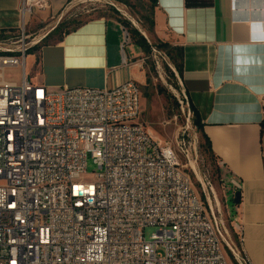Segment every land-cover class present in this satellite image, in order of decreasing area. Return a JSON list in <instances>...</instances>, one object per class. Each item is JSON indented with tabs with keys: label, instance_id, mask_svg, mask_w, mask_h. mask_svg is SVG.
I'll list each match as a JSON object with an SVG mask.
<instances>
[{
	"label": "built area",
	"instance_id": "built-area-1",
	"mask_svg": "<svg viewBox=\"0 0 264 264\" xmlns=\"http://www.w3.org/2000/svg\"><path fill=\"white\" fill-rule=\"evenodd\" d=\"M45 7L20 0L21 28ZM33 45L0 38V264H230L174 149L140 121L139 83L33 84Z\"/></svg>",
	"mask_w": 264,
	"mask_h": 264
},
{
	"label": "crops",
	"instance_id": "crops-1",
	"mask_svg": "<svg viewBox=\"0 0 264 264\" xmlns=\"http://www.w3.org/2000/svg\"><path fill=\"white\" fill-rule=\"evenodd\" d=\"M67 1L51 0L52 13ZM19 7L20 0H0V29L21 25ZM151 16L154 34L182 48L180 82L225 171L240 254L264 264V0H156ZM125 29L112 17L88 19L31 54L30 82L49 89L143 83V51L133 41L121 48Z\"/></svg>",
	"mask_w": 264,
	"mask_h": 264
},
{
	"label": "rangeland",
	"instance_id": "rangeland-1",
	"mask_svg": "<svg viewBox=\"0 0 264 264\" xmlns=\"http://www.w3.org/2000/svg\"><path fill=\"white\" fill-rule=\"evenodd\" d=\"M47 2L48 7L35 8L30 17H26L23 28L19 26L10 33L22 38L27 45L32 41L38 44L58 25L59 31H63L79 21L102 16L125 20L129 41H133L131 29H137L146 39L149 50L140 56V70L144 72V81L139 84L140 121L159 142L174 149L217 227L230 264H239L235 256L240 258L241 254L229 214L232 204L225 171L201 146L203 140L192 123V113L183 95L178 72L171 58L160 48L161 40L154 34L150 3L147 0H68L62 9L52 13L51 0ZM59 13H63V18L59 19ZM57 34H53L52 38ZM35 51L28 50L26 58V71L31 77L35 76L36 67H33L31 56ZM17 72V69H10L6 71V76L17 79ZM97 170L91 158H88L86 178H91ZM155 230V227H146L145 237L148 238Z\"/></svg>",
	"mask_w": 264,
	"mask_h": 264
},
{
	"label": "trees",
	"instance_id": "trees-1",
	"mask_svg": "<svg viewBox=\"0 0 264 264\" xmlns=\"http://www.w3.org/2000/svg\"><path fill=\"white\" fill-rule=\"evenodd\" d=\"M116 1H123V0H116ZM148 2L150 3V9H151V15H152L153 6L155 5L156 0H148ZM87 20L79 21L74 26L70 27L67 30H63V31H59V28H60L59 25L56 26L52 31H50L48 34H46L40 40V42L38 44H35V45L31 46L29 48V50H31V49H35L36 50V49L40 48L43 45H47V44H51V43L59 41L66 32H69L70 30H73V29L77 28L79 25H81L83 22H85ZM120 22L123 24L124 27L126 26L125 24H127V22L125 20L120 21ZM151 25L153 26V20L152 19H151ZM15 30H17V29H13V28L0 29V38H2L4 32H6V31L12 32V31H15ZM131 33H132V37H133V42L137 46H139L142 49L143 52H146L147 50H149V46H148V43H147L146 39L137 31V29H131ZM53 34H57L55 38H52ZM159 46H160L161 49L165 50L167 56H169L171 58L172 63L174 64V66H175V68H176V70L178 72L179 78H180L181 74H182V48L178 47V46L171 45L170 43H168L166 41H160L159 42ZM185 94H186V92H185ZM185 99L187 100L188 108H189V110L192 113V123L196 127L198 132L200 133V136H201V138L203 140L201 146L204 147V149L207 152V155H209V157L215 159V155H214V153H213V151L211 149L210 141L207 138V136L202 133L203 124H202V122H201V120L199 118L198 112L192 106V104L189 102L187 97H185ZM232 200H233V198H232ZM241 259H242L244 264H248L246 262L245 258H243L242 256H241Z\"/></svg>",
	"mask_w": 264,
	"mask_h": 264
},
{
	"label": "water",
	"instance_id": "water-1",
	"mask_svg": "<svg viewBox=\"0 0 264 264\" xmlns=\"http://www.w3.org/2000/svg\"><path fill=\"white\" fill-rule=\"evenodd\" d=\"M239 201H240V192L237 191V192H235V194H234V202H235V203H239Z\"/></svg>",
	"mask_w": 264,
	"mask_h": 264
}]
</instances>
